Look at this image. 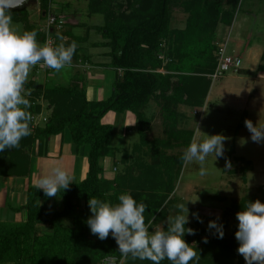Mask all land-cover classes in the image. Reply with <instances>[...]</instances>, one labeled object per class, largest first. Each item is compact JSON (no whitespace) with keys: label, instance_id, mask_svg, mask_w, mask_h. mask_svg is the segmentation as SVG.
Segmentation results:
<instances>
[{"label":"trees","instance_id":"trees-1","mask_svg":"<svg viewBox=\"0 0 264 264\" xmlns=\"http://www.w3.org/2000/svg\"><path fill=\"white\" fill-rule=\"evenodd\" d=\"M88 1L89 15L103 17V24L97 30L101 40L98 44L110 49L109 68L120 71L111 97L106 101H88L79 77H74L67 86L25 82L24 94L31 105L28 109L31 134L22 138L18 148L0 152V179L27 178L32 161L45 156L49 139L66 133L77 151L83 147L89 149L87 174L80 183L57 193L61 209L52 215L41 207V202L53 197H46L35 186L27 188L25 206L13 212L9 209L7 219L0 216V264H108L107 260H114L115 264H150L147 260L122 257L111 235L101 241L91 234L86 224L91 215L87 202L96 197L115 204L120 194L129 193L146 205L145 222L152 221L149 231L159 224L166 230L167 218L177 214L176 205L181 203L176 196L184 168L181 157L194 137L191 130L179 128L184 115L178 110L204 107L212 85L208 76L217 68V30L220 26H232L241 3V0ZM38 3L40 19L44 20L52 0H38ZM65 6L68 8V4ZM175 8L188 14L182 30L171 28ZM11 12L12 22L23 23L25 31L34 30L29 24L27 9ZM57 16L65 21L59 36L69 38L68 41L58 39L59 44L67 46L72 41L81 44L84 38L65 30L69 25L66 17ZM43 38L38 28V43ZM42 103L50 115L42 127H37L34 119L42 114ZM150 104L159 109L163 127L162 137L153 140L147 139L154 121L153 115L146 114ZM109 112L132 113L140 143L124 152L110 148L113 127L102 123ZM243 115L246 119V113ZM244 121L241 120L239 130ZM117 155L121 157L123 169L108 181L103 177L100 161L105 158L115 161ZM260 190L264 194V187ZM255 201L246 199L225 211L224 216H232L235 232L238 230L236 213L244 210L248 202ZM23 211L25 221L9 219ZM65 221L71 224L65 225ZM185 226L195 230L194 235L186 234L184 239L197 248L199 264H245L237 253L239 244L235 232L230 237L224 234L222 239H217L197 219ZM204 237L207 243L202 241ZM161 264L169 262L164 260Z\"/></svg>","mask_w":264,"mask_h":264},{"label":"rangeland","instance_id":"rangeland-1","mask_svg":"<svg viewBox=\"0 0 264 264\" xmlns=\"http://www.w3.org/2000/svg\"><path fill=\"white\" fill-rule=\"evenodd\" d=\"M89 3L88 0H52L51 11L55 15L61 14L66 17L69 25H66L65 30L69 27L74 36L84 37L86 28L103 24L101 15H89ZM66 4H68V8L65 6ZM26 9L29 13V24L34 26L33 28L37 32L38 28L41 29L46 21V19H40L41 11L38 0L36 3L28 5ZM187 18L188 14L182 9L175 8L172 13L171 28L184 29ZM11 27L18 34L25 31L23 23L12 22ZM97 29L94 30L97 31ZM91 37L95 41L100 40V35L97 32L95 34L92 32ZM239 41L242 43V49L237 50L236 46ZM216 42L226 47V56L238 58L241 61L240 69L250 70L251 73L239 74L230 70L222 78L212 81L210 97L204 107L191 109L189 118L184 117L185 121L180 124L179 128L191 130L197 142H202L206 138L205 135L221 134L226 139L222 157L215 158L214 154H209L206 157L203 164L206 169L204 175L199 174L200 162L192 161L184 164L177 183L176 196L188 208V224L194 223L195 218L192 213H197L203 221L202 228H206L210 220H217L218 223L223 224L225 236L230 237L235 232L234 222L231 215L224 216L225 211L231 205H239L246 199H255L264 203V194L260 190L264 187V141L253 142L245 125L239 130L241 120L246 119L250 120L253 126L264 127V79L258 78L259 74L264 75V58L259 65L257 60H253V62L248 60L246 54L249 48H256L255 50L259 53L264 52V0H241L233 26L231 28L220 26L217 30ZM29 73L32 74V68ZM235 79L236 81H234ZM43 108L38 121L46 123L50 111L45 110V105ZM150 109L155 122L153 130L147 133L148 140L161 138L163 132L161 118L158 114L156 117V106L151 104ZM187 111L184 109L186 114ZM243 113H246V119ZM146 114L150 116L149 108ZM129 142L140 143V136L136 131L129 137ZM232 146H234L233 152H231ZM167 154H169L168 151ZM235 158L243 160L241 161L243 164L236 161ZM226 160L231 167L225 166ZM247 162H249V166L246 165ZM84 167L85 171H88L87 159ZM102 167L104 166L102 165ZM33 170L36 173V161L33 163ZM109 170L113 171V163ZM2 183V179H0V184L2 185ZM3 187L4 193H0L1 207L4 205V194L7 197V191L11 192L10 187L7 188L5 185ZM22 196L25 197V194L19 191L16 195L17 203L20 202ZM7 198H10L9 193ZM41 207L48 215L60 208L53 200L41 202ZM8 210L9 205L0 209V216L3 219H7ZM12 218L14 216L9 217V219ZM157 228L163 229V225H157L154 230Z\"/></svg>","mask_w":264,"mask_h":264},{"label":"clouds","instance_id":"clouds-1","mask_svg":"<svg viewBox=\"0 0 264 264\" xmlns=\"http://www.w3.org/2000/svg\"><path fill=\"white\" fill-rule=\"evenodd\" d=\"M26 3L27 0H0V152L18 148L22 138L31 134V114L28 111L31 105L24 94L30 69L40 65L59 72L71 64L77 48L75 41L67 46L64 43L52 46L50 42L41 45L37 41L36 30L18 34L11 27V10ZM57 38L60 41L66 39L63 36ZM244 125L253 142L264 141V127L253 126L247 119ZM205 137L202 142L193 137L181 157L184 164L200 162V175L206 172L203 164L209 154H214L215 158L224 155L226 138L223 135ZM225 166L231 167L227 160ZM73 180V175L57 162L48 174L35 180L34 186L46 197H55L60 190L68 189ZM117 200L115 204L96 197L88 200L91 215L86 224L91 234L101 241L111 235L122 257L131 256L140 261L147 260L150 264H161L164 260L169 264H199L197 248L184 239L186 234H195L194 229L185 226L189 222L185 203L176 205L177 214L167 218L166 230L157 228L149 231L152 221L145 222L146 205L143 202H137L129 193L120 194ZM192 216L197 222H203L197 213H192ZM236 219L237 253L245 264H264V203L259 200L248 202L244 210L236 213ZM207 230L217 239L224 236L223 224L217 220H210ZM202 241L207 243V237Z\"/></svg>","mask_w":264,"mask_h":264},{"label":"crops","instance_id":"crops-1","mask_svg":"<svg viewBox=\"0 0 264 264\" xmlns=\"http://www.w3.org/2000/svg\"><path fill=\"white\" fill-rule=\"evenodd\" d=\"M99 27L100 24L96 26H92L90 28H86L87 30L85 32V35H83L84 37L76 36V37H82L84 39L82 40L81 44L77 43V48L75 51L76 56L73 55L72 62L69 66H66L65 68L61 69L59 72H54L53 70L51 72H43V71L36 72V69L32 67V74L30 73L28 74L26 82L33 81L40 85L67 86L70 84V82L73 80L74 77H79L81 78L80 85H82L83 89L85 90L88 101L96 102V101L108 100L111 97L113 83L115 79L120 75V71H116L112 68H109V65L111 63V59L109 57L110 49L106 48L105 46L99 45L98 43H101V40L95 41L91 37L92 32H94V34L95 32H97L94 29L95 28L97 29ZM67 31L72 34L69 27ZM66 40L68 41L69 38H66L64 41ZM236 49L237 50L242 49V43L240 41L238 42ZM255 49L256 48L247 49L246 54L248 60H252V62L253 60H257L258 61L257 64L260 65L263 62L262 57L264 52L259 53ZM238 73L239 74L251 73V71L247 69H240ZM258 78L262 80L264 79V75L259 74ZM234 81H236V79ZM211 89H212V85L210 91ZM209 97L210 95L208 94L206 102L209 100ZM42 105L44 107L43 103ZM150 106H149V115L152 116ZM184 109L188 110L187 114L186 112H184ZM190 110L191 109L185 107H180L178 111L182 115H184V117L189 118ZM157 114L159 116L158 108L156 112V117ZM40 116L41 115L35 118V123L37 124V127L38 126L42 127L45 124V122L43 121L41 122L38 121ZM154 122L155 119L152 123V130H153ZM102 123L104 125H109L113 127V135L109 140L110 148L123 152L131 149V147L134 144L132 142H129V137L134 134L135 132L134 128L136 125V118L132 113L127 112L122 115H117L113 112H109L103 118ZM88 154H89V149L87 147L80 148L78 151L75 149L68 133L64 134L63 136L50 138L48 141L45 156L35 158L32 161L31 172L27 178L2 179L3 183L2 185L0 184V193H4L3 185H5L7 188L10 187L11 192H9V190L7 191V197L9 193L10 198H7L6 194H4L3 197L4 205H2L3 207L0 206V209L9 205V209L13 212L19 209L20 207H24L26 204L27 188L29 186H34L35 180L40 175L48 174L51 168L57 165V162L59 163V166L66 168L70 172V174L73 175L74 177L73 183H80L81 181L84 180L86 176L87 171H85L84 165L86 159L88 158ZM120 159H121L120 155H117L115 161L111 158H105L100 161V165L104 166L103 167L104 179L108 181H112L116 177V175H118L122 171L123 166L122 164H120ZM35 161L37 162L36 173L33 170V163ZM111 163H113L114 172L113 171L111 172L109 170V167H111ZM19 191L24 193L25 197L22 196L21 199L19 200L20 202L17 203L16 195L17 193H19ZM51 200H53V202H56V205L60 207L57 210L59 211L61 209L60 199L55 196L52 199H50V201ZM12 216H14L12 220H15L16 222H23L26 219L25 211L20 213H15ZM64 224L70 225L71 223L65 221Z\"/></svg>","mask_w":264,"mask_h":264},{"label":"built area","instance_id":"built-area-1","mask_svg":"<svg viewBox=\"0 0 264 264\" xmlns=\"http://www.w3.org/2000/svg\"><path fill=\"white\" fill-rule=\"evenodd\" d=\"M46 21L44 25L41 27V31L43 32L44 38L40 43L43 45L46 42H50L52 46H56L59 44L58 36L61 31H63L65 27V21L52 13L51 8L46 15ZM216 51L215 56L217 59V68L215 72L208 76L211 81H216L224 76L225 73L230 70H234L238 72L241 67V61L238 58L228 57L226 56V47L219 45V43H215ZM37 71L43 72H51L52 70L46 67H42L40 65L34 66ZM34 126H37L34 119ZM108 264H115L114 260H107Z\"/></svg>","mask_w":264,"mask_h":264},{"label":"water","instance_id":"water-1","mask_svg":"<svg viewBox=\"0 0 264 264\" xmlns=\"http://www.w3.org/2000/svg\"><path fill=\"white\" fill-rule=\"evenodd\" d=\"M36 2H37V0H27V3L25 5H23L22 7H19V8H14L12 10H22V9H26V7L28 5H30L31 3H36Z\"/></svg>","mask_w":264,"mask_h":264}]
</instances>
